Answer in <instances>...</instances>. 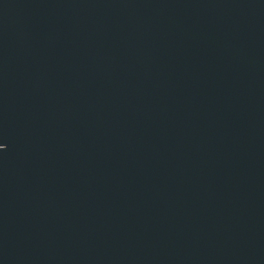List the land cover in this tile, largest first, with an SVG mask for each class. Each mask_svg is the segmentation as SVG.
Wrapping results in <instances>:
<instances>
[{
	"label": "water",
	"instance_id": "obj_1",
	"mask_svg": "<svg viewBox=\"0 0 264 264\" xmlns=\"http://www.w3.org/2000/svg\"><path fill=\"white\" fill-rule=\"evenodd\" d=\"M0 264H264V0H0Z\"/></svg>",
	"mask_w": 264,
	"mask_h": 264
}]
</instances>
